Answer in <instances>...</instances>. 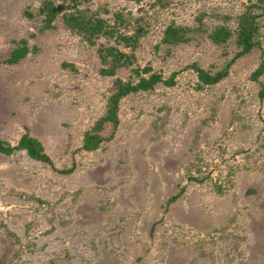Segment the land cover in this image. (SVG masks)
Returning a JSON list of instances; mask_svg holds the SVG:
<instances>
[{
    "label": "rangeland",
    "instance_id": "obj_1",
    "mask_svg": "<svg viewBox=\"0 0 264 264\" xmlns=\"http://www.w3.org/2000/svg\"><path fill=\"white\" fill-rule=\"evenodd\" d=\"M43 1L0 0V140L15 146L28 134L51 160L0 154V264H264V71L251 78L264 63V13L259 45L222 80L197 89L191 68L230 62L235 36L216 44L206 32L233 30L255 0L89 1L108 24L121 13L148 29L123 49L133 64L113 75L100 73L97 52L113 39L89 45L60 16L43 27ZM170 22L197 31L169 46ZM21 40L26 55L7 63ZM145 66L175 73V84L121 98L118 124L84 150L116 80L136 81L131 68Z\"/></svg>",
    "mask_w": 264,
    "mask_h": 264
},
{
    "label": "trees",
    "instance_id": "obj_2",
    "mask_svg": "<svg viewBox=\"0 0 264 264\" xmlns=\"http://www.w3.org/2000/svg\"><path fill=\"white\" fill-rule=\"evenodd\" d=\"M56 1H60L57 3ZM91 0H45L38 8V14L43 18V27L52 28L53 22L60 16L65 25L75 34H78L89 45H95L102 38L113 39V44L99 43L97 47L100 62L105 67L99 71L102 75H113L117 69L122 67H130L133 64V53L125 52L126 48L133 52L138 46L141 37L145 36L148 29L145 21L141 18H125L121 13H116L113 24H108L106 20L100 17L95 11L92 12L85 5ZM139 3L142 0H127ZM169 4V0H153L152 6L164 8ZM264 13V0H255L251 2L246 9L236 18V25L233 30L227 26H215L206 32L207 37L216 44H223L233 35L235 43L239 50L227 65L219 71L211 73L198 66L192 65L197 77V89L204 86L218 83L227 75L229 65L242 55L249 53L252 49L259 45L257 34L259 31V17ZM31 15V14H29ZM134 22L133 24L130 21ZM131 27L130 34L120 32L119 27ZM198 29V28H197ZM195 28L177 25L170 22L164 29L161 42L166 45H178L186 43L191 39L190 34L195 33ZM25 41L18 42L16 48L12 50L6 62L9 64L17 63L27 53ZM133 74L137 76L136 81L116 80V88L111 93L106 102L105 114H103L93 126L83 135L82 148L87 151L96 149L103 138L100 131L103 125L110 122L113 126L118 124V104L121 98L139 91H147L154 88L157 84L172 86L175 84V73L170 74L167 78H163L160 73L152 71L150 66L143 68H131ZM264 71V63L261 62L252 72L251 78H257ZM147 75V76H143ZM261 92L260 95H262ZM15 150H25L26 154L34 160L42 161L51 165V160L44 152L41 142L28 134H23L15 146H11L5 141L0 140V154L10 155ZM70 169L60 170L62 173L69 172Z\"/></svg>",
    "mask_w": 264,
    "mask_h": 264
}]
</instances>
